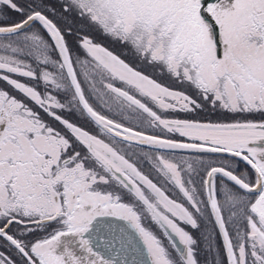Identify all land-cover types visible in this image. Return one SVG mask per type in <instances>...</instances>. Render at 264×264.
Masks as SVG:
<instances>
[{
  "label": "flooded vegetation",
  "instance_id": "af4514ba",
  "mask_svg": "<svg viewBox=\"0 0 264 264\" xmlns=\"http://www.w3.org/2000/svg\"><path fill=\"white\" fill-rule=\"evenodd\" d=\"M91 52L94 53V60L106 65L113 74V77L110 75L112 80L88 83L80 81L78 74L77 79L89 106L112 123L109 128L114 133L121 136L124 134L121 129L125 128L169 140L235 150L258 166L262 182L260 184L259 176L248 163L229 154L174 152L128 142L104 129L86 114L69 80L66 101L55 97L54 104L43 103V93L35 87L28 88L22 83L18 85L8 78L9 75L26 78V73L30 71L28 66L34 59L24 66L17 65L16 61L0 62V72L8 78L7 82L40 110L24 114L40 120L45 111V116L53 118L54 124L62 127L54 129V133L65 137L68 147L75 150L78 156L85 154L91 160L88 169L102 180L95 183L96 180L93 187H88V192H91L88 194L95 196L100 192L105 196L110 193L114 197L109 204L119 205L118 208L108 207L104 199L99 202L94 200L93 203L79 191L69 192L71 183L65 178L55 179L54 183L53 165L49 201L35 207L25 203L23 218L29 219L8 216L6 222H0V228H4L11 220H16L9 224L6 232L29 257L0 235V264H116L95 251L86 234L95 222L104 223V227L108 222L124 223L119 219L135 226L145 243L143 233L161 232L169 248L166 264H219L220 240L226 255L225 263L228 264L218 216L208 194V178L216 169L211 191L233 247L236 226L243 224L241 231L244 232L247 247L241 260L236 254L237 263L264 264V209L254 204L256 197L261 204L264 203V136H254L250 140L248 135L242 148L233 149L217 145L209 138L186 134L183 131L185 128L236 129L207 127L233 123L202 120L204 111L213 117L217 109L203 107L200 86L193 84L194 92L189 87H172L168 81L157 80L147 67L135 66L98 47L91 48ZM90 87L94 90L91 91ZM104 98L110 100L109 104L101 101ZM72 99L83 110L82 113L75 110ZM117 102L120 104L115 106ZM29 106L30 103L25 104L21 110L26 111ZM14 116L0 113V120L14 119ZM4 124L7 125L6 122ZM117 144L126 145L130 151ZM69 160L70 157L64 162ZM220 170L235 175L251 189H260L257 192L246 190ZM107 183L112 184L110 192L102 189ZM45 187L48 189L47 185ZM27 195V192L22 193V200L25 201ZM236 197L239 209H236ZM122 206L126 207V213ZM37 217L42 219L37 220ZM172 234L177 243L172 240ZM146 245L154 264L150 247ZM252 247H257V250ZM252 249L256 255L252 254Z\"/></svg>",
  "mask_w": 264,
  "mask_h": 264
},
{
  "label": "rangeland",
  "instance_id": "374dc122",
  "mask_svg": "<svg viewBox=\"0 0 264 264\" xmlns=\"http://www.w3.org/2000/svg\"><path fill=\"white\" fill-rule=\"evenodd\" d=\"M199 3L200 0H0V28L15 26L35 12L43 13L61 30L80 81L112 80L106 65L94 60L91 48L99 47L135 66L147 67L157 80L168 81L172 87H189L194 92L193 84L200 86L203 107L217 109L213 117L204 111V121L264 124V0H222L210 6L221 28L220 58L212 28L199 14ZM103 43L107 46L100 45ZM29 60L33 62L26 78H8L15 84L35 87L43 93V103L54 104L55 97L66 101L68 78L53 42L38 21L18 34L0 35V62L16 61L24 66ZM8 78L0 72V113L15 115L14 119L0 120V222H6L8 216L29 219L23 218L25 203L35 207L49 201L53 165L54 183L55 179L65 178L71 183L69 192L79 191L93 203L104 199L108 207L115 206L109 204L114 197L110 193L88 194V187L102 180L88 169L91 160L85 154L78 156L68 147L65 137L54 133V129L62 127L45 116V111L40 120L25 115L40 110L17 93ZM72 101L75 110L82 113L77 102ZM101 101L109 104L110 100ZM29 103L26 111L21 110ZM51 110L54 112L53 106ZM245 129L183 131L233 149L242 148L248 135L250 140L264 136L262 128ZM117 145L130 151L126 145ZM68 157L71 161L64 162ZM111 186L107 183L102 189L110 192ZM25 192L28 195L24 201L21 195ZM254 204L264 209L258 197ZM125 209L122 206L124 212ZM242 225L236 226L234 233L239 260L244 258L247 247ZM143 236L154 264H166L169 248L163 234L152 231ZM223 250L219 243V264H226Z\"/></svg>",
  "mask_w": 264,
  "mask_h": 264
},
{
  "label": "water",
  "instance_id": "95a60500",
  "mask_svg": "<svg viewBox=\"0 0 264 264\" xmlns=\"http://www.w3.org/2000/svg\"><path fill=\"white\" fill-rule=\"evenodd\" d=\"M221 1L222 0H200L199 8H198L199 14L202 17V19L208 22L212 28L214 42L216 45V53L219 58L222 57V53H223V46L221 42V31L215 14L213 13V11L210 10V6L214 4H218ZM35 21H38L42 25V27L50 37L51 41L53 42L54 48L57 51L61 64L64 68V71L70 83L73 86V89L75 91L79 103L81 104L86 114L95 123H97L104 129L108 130L109 132L115 134L118 137H121L122 139L128 142L150 148H156L160 150H168L174 152H186V153H209V154L221 153V154H229L238 157L243 161H245L246 163H248L253 168V170L259 176L260 184H261L262 175L258 166L248 157L244 156L243 154L235 150L218 148L203 144H195L190 142L169 140L161 137L150 136L147 134H143L125 128L121 129L122 131H124V134H121V136L119 134L114 133L109 128V126L112 125V123L107 119H105L104 117H102L101 115H99L98 113H96L85 100L77 79V75L71 60V56L69 53L66 40L61 30L50 18H48L43 13L35 12L31 14L26 20L15 26L0 28V35H12L19 33L21 31H24ZM207 127L220 128V129H226V128L264 129V124L210 125ZM217 171L218 169L212 170L208 178L209 199L216 216H218L219 226L221 228V234L224 238V243L227 251L228 264H238L233 244L225 230V226L222 222L221 216H219L220 211L218 210V206L214 194L211 191L213 174ZM220 172L223 171L220 170ZM223 173H225V175H227V177L230 178L233 182L240 185L246 190L257 192L260 189L259 187L256 189H251L235 175L227 172H223ZM119 220H123L124 223H121L120 221L108 222L105 227H104V223L100 224L99 222H95L93 224V228L89 232H87L86 235H88L89 241L91 243V246L94 248V250L99 252L103 257H106L107 259H112V261L116 264H153L151 257L149 255V249L146 243L144 242L141 234L139 233L138 229L125 219H119ZM14 221L16 220H11L9 224ZM9 224L4 228H0V235L6 238L8 241H10L12 245H14L16 248L22 251L26 256H28V254L21 247V245L6 232V230L9 227ZM173 235L174 234H172V238H173L172 240H174V242L177 243V240L175 239V235L174 236Z\"/></svg>",
  "mask_w": 264,
  "mask_h": 264
},
{
  "label": "trees",
  "instance_id": "16d2710c",
  "mask_svg": "<svg viewBox=\"0 0 264 264\" xmlns=\"http://www.w3.org/2000/svg\"><path fill=\"white\" fill-rule=\"evenodd\" d=\"M46 32V31H45ZM48 35V34H47ZM49 37V36H48ZM50 39V38H49ZM51 40V39H50ZM52 42V41H51ZM98 42V41H97ZM68 44V43H67ZM100 45H102L103 47H106L107 45H105L104 43L103 44H100ZM99 48V47H98ZM55 49V48H54ZM56 51V50H55ZM56 53H57V51H56ZM58 55V54H57ZM59 57V56H58ZM83 111V110H82ZM220 243H221V240H220ZM221 245H222V243H221Z\"/></svg>",
  "mask_w": 264,
  "mask_h": 264
},
{
  "label": "bare ground",
  "instance_id": "6f19581e",
  "mask_svg": "<svg viewBox=\"0 0 264 264\" xmlns=\"http://www.w3.org/2000/svg\"><path fill=\"white\" fill-rule=\"evenodd\" d=\"M196 144V143H195Z\"/></svg>",
  "mask_w": 264,
  "mask_h": 264
}]
</instances>
